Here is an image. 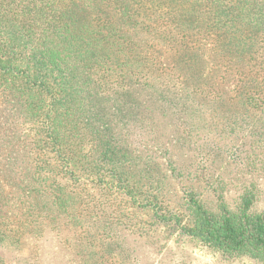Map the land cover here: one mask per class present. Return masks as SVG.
<instances>
[{"label":"trees","instance_id":"1","mask_svg":"<svg viewBox=\"0 0 264 264\" xmlns=\"http://www.w3.org/2000/svg\"><path fill=\"white\" fill-rule=\"evenodd\" d=\"M141 216L264 264V0H0V249L107 264Z\"/></svg>","mask_w":264,"mask_h":264},{"label":"rangeland","instance_id":"2","mask_svg":"<svg viewBox=\"0 0 264 264\" xmlns=\"http://www.w3.org/2000/svg\"><path fill=\"white\" fill-rule=\"evenodd\" d=\"M226 88L224 85L223 90L226 91ZM146 219L147 217L141 216L127 221L129 223L126 225L127 229L129 231L135 229V232H129L131 237L125 239L126 242L118 241L114 244L111 256L108 259L105 256L107 264H260L249 259L236 261L225 259L218 252L185 239L178 231L163 227L147 230L146 228H150L148 225L140 226ZM92 220L95 221L93 218ZM93 245L103 249L102 243L94 242ZM25 248L0 249L2 264H29L25 261L28 254Z\"/></svg>","mask_w":264,"mask_h":264}]
</instances>
